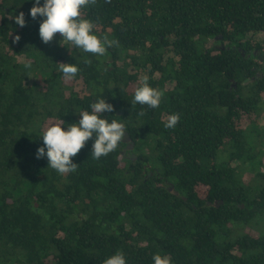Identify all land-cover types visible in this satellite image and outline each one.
<instances>
[{
  "label": "trees",
  "instance_id": "trees-1",
  "mask_svg": "<svg viewBox=\"0 0 264 264\" xmlns=\"http://www.w3.org/2000/svg\"><path fill=\"white\" fill-rule=\"evenodd\" d=\"M32 2L0 0V264H264V0H96L104 56L43 43ZM145 76L156 109L131 104ZM98 98L127 128L116 150L89 140L66 174L36 158Z\"/></svg>",
  "mask_w": 264,
  "mask_h": 264
},
{
  "label": "clouds",
  "instance_id": "clouds-1",
  "mask_svg": "<svg viewBox=\"0 0 264 264\" xmlns=\"http://www.w3.org/2000/svg\"><path fill=\"white\" fill-rule=\"evenodd\" d=\"M96 0H33L29 15L36 19L41 17L39 36L43 43L53 40L59 33L62 39L59 43L67 47L71 54L74 46L81 53H91L104 56L107 50L115 43L106 36H98L95 32V23L81 15L83 8L94 5ZM15 23L24 27L26 20L24 13L14 17ZM19 41L20 36L15 37ZM73 55V54H72ZM74 56V55H73ZM60 72L71 80L79 72L78 61L75 63H59ZM31 61L25 63L30 68ZM148 76L143 78V83L136 88L131 104L147 106L156 109L160 106L163 93L150 86ZM90 110L79 112V120L68 123L61 119L53 123L40 135L43 144L37 148L36 158H47V166L59 174L75 172L78 164L73 161L85 144L92 140L91 156L99 159L113 152L122 143L126 126L122 120L109 119L105 113H112L114 105L105 98H98L90 104ZM77 113V112H76ZM143 112H141V115ZM180 121L179 113H172L164 123L165 128H175ZM153 264H172V259L167 254L155 253L152 257ZM103 264H127V258L122 251H117L103 260Z\"/></svg>",
  "mask_w": 264,
  "mask_h": 264
},
{
  "label": "flooded vegetation",
  "instance_id": "flooded-vegetation-1",
  "mask_svg": "<svg viewBox=\"0 0 264 264\" xmlns=\"http://www.w3.org/2000/svg\"><path fill=\"white\" fill-rule=\"evenodd\" d=\"M253 69L255 70V67H253ZM257 76H262L263 75V71H259L258 73L256 72ZM256 77V76H255ZM254 76L251 77V80L256 79Z\"/></svg>",
  "mask_w": 264,
  "mask_h": 264
},
{
  "label": "water",
  "instance_id": "water-1",
  "mask_svg": "<svg viewBox=\"0 0 264 264\" xmlns=\"http://www.w3.org/2000/svg\"><path fill=\"white\" fill-rule=\"evenodd\" d=\"M176 194H178V192H176Z\"/></svg>",
  "mask_w": 264,
  "mask_h": 264
}]
</instances>
